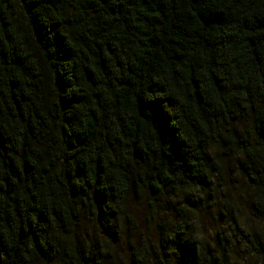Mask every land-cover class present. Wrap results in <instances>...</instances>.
I'll return each mask as SVG.
<instances>
[{
  "label": "trees",
  "instance_id": "trees-1",
  "mask_svg": "<svg viewBox=\"0 0 264 264\" xmlns=\"http://www.w3.org/2000/svg\"><path fill=\"white\" fill-rule=\"evenodd\" d=\"M124 235L129 264H264V0H0V264Z\"/></svg>",
  "mask_w": 264,
  "mask_h": 264
},
{
  "label": "rangeland",
  "instance_id": "rangeland-1",
  "mask_svg": "<svg viewBox=\"0 0 264 264\" xmlns=\"http://www.w3.org/2000/svg\"><path fill=\"white\" fill-rule=\"evenodd\" d=\"M145 209L146 208H145L144 204H142L141 202H136L135 209H134L135 210V217L137 219V223L139 224L140 228H138V230L136 231L134 236L139 234L140 230H142V231H144L143 235L145 237L148 236L152 240H154V239L156 240V238H157V231L156 230L157 229L155 230L153 225L148 224L149 221H147V217H146L147 215L145 214ZM85 226H87V225H85ZM208 227L212 228V226H209V225H208ZM211 231H213V230L211 229ZM125 235L123 237L115 240L113 243L112 259H113L114 264H129L130 263L128 246L126 244V240H128V238ZM238 242H239V246H236V245H234V243L230 242L228 248L234 249L236 247L239 249L240 253H245V255L242 254V256H240L239 259H240L241 264H247V261L249 260L247 257L248 250H246L244 248L242 240H240ZM249 256L252 259V256L251 255H249ZM252 261H253V259H252ZM147 264H157V263L150 261L148 259Z\"/></svg>",
  "mask_w": 264,
  "mask_h": 264
}]
</instances>
